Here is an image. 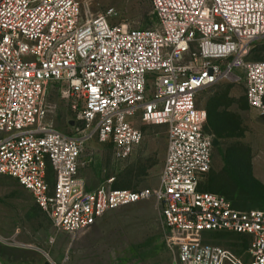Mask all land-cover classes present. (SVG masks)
Returning a JSON list of instances; mask_svg holds the SVG:
<instances>
[{
  "label": "built area",
  "instance_id": "2783aa9c",
  "mask_svg": "<svg viewBox=\"0 0 264 264\" xmlns=\"http://www.w3.org/2000/svg\"><path fill=\"white\" fill-rule=\"evenodd\" d=\"M148 1L153 25L131 29L111 23L112 9L88 15L81 0H0V175L26 189L58 233L74 238L105 213L152 198L173 264H244L205 243L206 232L248 237V264H264V207L240 210L200 188L215 137L196 103L203 89L240 81L264 115V60L248 59L264 37V0ZM50 85L72 99L77 135L48 121ZM136 119L166 127L157 187L115 189L110 177L88 189L86 143H109L125 160L143 140Z\"/></svg>",
  "mask_w": 264,
  "mask_h": 264
},
{
  "label": "rangeland",
  "instance_id": "374dc122",
  "mask_svg": "<svg viewBox=\"0 0 264 264\" xmlns=\"http://www.w3.org/2000/svg\"><path fill=\"white\" fill-rule=\"evenodd\" d=\"M81 2L88 15L112 9L111 23L125 24L131 29H146L154 22L148 0ZM248 59L264 60V37L253 42ZM62 90L61 86L48 87L47 101L55 105L48 121L65 134L75 136L83 124L75 119L72 99L64 98ZM196 103L205 111L209 107L216 110L221 132L214 134L218 144L213 148L212 165L200 188L224 195L240 210L264 207V115L249 106L245 84L219 81L200 91ZM134 124L142 132L143 140L125 160L114 159L109 143L96 138L86 143L87 151L94 153V161L86 168L91 187L105 183L110 177L115 178L112 185L115 189L135 191L157 187L167 146L166 127L139 119ZM205 131L213 132L208 126ZM84 232H87L85 242L68 251L67 264H173L174 253L163 239L161 207L152 198L109 211ZM57 235L60 234L32 195L15 179L0 175V238L5 243L35 242L51 246ZM61 237L69 243L73 238L68 234ZM202 239L248 264V237L206 232Z\"/></svg>",
  "mask_w": 264,
  "mask_h": 264
},
{
  "label": "crops",
  "instance_id": "0c3cea01",
  "mask_svg": "<svg viewBox=\"0 0 264 264\" xmlns=\"http://www.w3.org/2000/svg\"><path fill=\"white\" fill-rule=\"evenodd\" d=\"M86 172V173H85ZM82 173V175H81ZM85 173V175H83ZM88 171L85 169L80 172V176L86 181L87 188L93 189L88 184ZM107 180H105L106 182ZM57 238L53 241V245L45 246L35 242H4L0 238V264H67V253L74 247H78L85 242L87 232L80 233L72 238L71 242L65 241L58 233Z\"/></svg>",
  "mask_w": 264,
  "mask_h": 264
},
{
  "label": "trees",
  "instance_id": "16d2710c",
  "mask_svg": "<svg viewBox=\"0 0 264 264\" xmlns=\"http://www.w3.org/2000/svg\"><path fill=\"white\" fill-rule=\"evenodd\" d=\"M206 116H207V123L205 125V128L207 126L210 127L211 130L213 131L210 133H212L213 135L214 134H217V135L221 134L220 130L218 129V124H217L218 123V118H217L218 114H217L216 110L212 107L207 108Z\"/></svg>",
  "mask_w": 264,
  "mask_h": 264
},
{
  "label": "water",
  "instance_id": "95a60500",
  "mask_svg": "<svg viewBox=\"0 0 264 264\" xmlns=\"http://www.w3.org/2000/svg\"><path fill=\"white\" fill-rule=\"evenodd\" d=\"M218 144V140L215 138L214 140H213V146H216Z\"/></svg>",
  "mask_w": 264,
  "mask_h": 264
}]
</instances>
